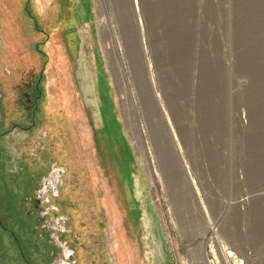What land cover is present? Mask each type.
Wrapping results in <instances>:
<instances>
[{
    "label": "rangeland",
    "instance_id": "rangeland-1",
    "mask_svg": "<svg viewBox=\"0 0 264 264\" xmlns=\"http://www.w3.org/2000/svg\"><path fill=\"white\" fill-rule=\"evenodd\" d=\"M164 1L0 0V264H264V0Z\"/></svg>",
    "mask_w": 264,
    "mask_h": 264
},
{
    "label": "trees",
    "instance_id": "trees-1",
    "mask_svg": "<svg viewBox=\"0 0 264 264\" xmlns=\"http://www.w3.org/2000/svg\"><path fill=\"white\" fill-rule=\"evenodd\" d=\"M170 2V0H169ZM150 5V6H149ZM151 5L155 8L151 11ZM150 7V10L148 9ZM141 8L145 15V21H147V38L154 32L158 37L164 36L163 18L165 16H172V7L164 0H141ZM152 13H150V12ZM154 17V21H153ZM153 21V22H152ZM150 40V39H149ZM246 264H248L246 262Z\"/></svg>",
    "mask_w": 264,
    "mask_h": 264
},
{
    "label": "bare ground",
    "instance_id": "bare-ground-1",
    "mask_svg": "<svg viewBox=\"0 0 264 264\" xmlns=\"http://www.w3.org/2000/svg\"><path fill=\"white\" fill-rule=\"evenodd\" d=\"M136 5H138V0H136ZM59 168L60 167H58V168H56V171L54 172V174L49 178V183H50V185H51V192L54 190L52 187L54 186V184H57V186H58V180H56V175L59 173ZM58 176V175H57ZM61 177H63V174L61 175ZM48 178V177H47ZM47 178H45V179H47ZM45 179L44 180H42V183H41V188L40 189H38V190H36V193H35V198H36V200L38 201V202H40L41 203V201H39L40 200V195H41V193H42V189L44 188V186H43V183L45 182ZM56 193H54V194H52L53 195V197H58V194H59V191H58V188L56 189ZM41 192V193H40ZM47 194V193H46ZM49 194H50V192H49ZM51 195V196H52ZM42 199V198H41ZM43 200V199H42ZM48 205L49 206H51V207H53V208H51V209H53L54 211H57V207L55 206V205H53L51 202H49L48 203ZM53 210H51V211H53ZM51 211H49V212H51ZM45 214V213H44ZM58 219V218H57ZM58 222H60L61 220L60 219H58L57 220ZM65 256V255H64Z\"/></svg>",
    "mask_w": 264,
    "mask_h": 264
}]
</instances>
